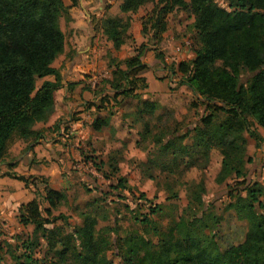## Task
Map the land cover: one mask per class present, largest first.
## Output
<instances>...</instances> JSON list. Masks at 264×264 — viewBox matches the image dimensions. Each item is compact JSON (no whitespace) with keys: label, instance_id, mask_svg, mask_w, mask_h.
I'll use <instances>...</instances> for the list:
<instances>
[{"label":"rangeland","instance_id":"374dc122","mask_svg":"<svg viewBox=\"0 0 264 264\" xmlns=\"http://www.w3.org/2000/svg\"><path fill=\"white\" fill-rule=\"evenodd\" d=\"M63 1L67 6L59 24L65 35V49L53 65L59 69L71 96L63 98L67 101L65 114L55 120L52 130L53 142L62 147L56 152L62 161L58 160L56 165L48 155L38 164L48 168L55 165L59 177L69 179L68 186L60 190L65 199L47 217L43 209L48 205L44 195L51 182L47 181L49 178L17 174L36 189L34 199L39 202L43 216L51 221L49 226L67 237L81 224V213H90L96 221L95 235L106 241L105 253L114 264H124L122 258L128 257L131 247L142 253L143 246L138 243L141 239L155 245L158 237L152 226L165 231L179 221L203 218L207 213L221 217L217 232L222 246L239 242L246 223L227 210V205L236 196L244 195L248 185L264 184V129L250 120L260 140L244 132L246 174L240 177L231 174L224 177L223 155L218 149H212L208 159L198 158L191 166L184 161L176 165L156 140V136L167 140L171 133H186L198 126L202 115L208 112L204 100L181 83L178 70L179 62L191 61L199 46L192 27L194 15L175 6L163 17L165 30L157 33L153 23L159 5L154 8L155 2L133 12H123L119 8L122 0ZM216 1L226 5L223 0ZM115 18L124 25L118 27L123 29L118 47L102 28L104 19ZM135 56L142 66L129 74L134 81L129 85L132 92L121 94L110 87L108 80L114 77L115 69L125 68V59ZM49 78L53 76L37 78L36 86ZM62 96L60 90L55 98L61 100ZM143 100L156 103V108L153 114L137 119ZM96 117L108 121L98 132L91 128ZM145 120L150 126V134L146 136L141 133ZM76 121L81 123L79 129L72 126ZM192 136L190 133L189 137ZM24 141L27 140L13 136L5 160L15 159ZM36 167L40 168L37 164ZM11 184L18 186V182ZM194 192L200 193L202 209L194 203ZM154 207L158 210L151 213ZM144 216L152 225L140 221ZM32 230V224L19 222V211L0 220L1 264L24 261V257L17 256L25 251L21 242L31 236ZM39 243L31 253V264H79L71 255L58 259L55 250L61 248L60 244L47 250L44 239L39 237Z\"/></svg>","mask_w":264,"mask_h":264},{"label":"trees","instance_id":"16d2710c","mask_svg":"<svg viewBox=\"0 0 264 264\" xmlns=\"http://www.w3.org/2000/svg\"><path fill=\"white\" fill-rule=\"evenodd\" d=\"M223 1L225 6L216 0H122L119 8L133 12L155 2L154 8L159 5L153 23L157 33L165 30L163 17L175 6L194 15L192 27L199 46L191 61L179 62L178 70L181 83L204 100L208 112L198 126L186 133H171L167 140L156 136V140L176 165L184 161L191 166L198 158L208 159L212 149H218L223 155L224 177H240L246 174L244 132L260 140L250 120L264 129V0ZM64 11L63 0H0V161L13 136L23 140L34 137V124L47 121L54 111L55 92L62 83L52 63L64 50L65 35L59 24ZM122 26L116 18L102 23L104 34L115 47L122 43L123 29H118ZM123 64L125 68L115 69L108 83L127 95L132 92L129 85L134 83L129 74L142 64L138 56L125 59ZM49 75L53 80L45 79L36 86L37 78ZM155 108L156 103L143 100L136 118L153 114ZM91 124L100 130L107 119L96 117ZM141 133L150 134L149 121H144ZM245 190L244 195L236 196L227 205V210L246 223L239 242L222 246L217 232L221 217L207 213L203 218L179 221L165 231L152 226L157 243L141 239L138 243L143 246L142 253L129 248L128 257L122 258L124 264H264V184L255 182ZM193 194L194 203L202 209L200 193ZM44 199L48 205L43 211L48 217L65 194L47 187ZM157 210L154 207L150 212ZM18 211L19 222L33 225L31 236L21 242L25 251L17 256L24 257L19 264H31L39 237L45 240L47 250L61 245L55 250L60 260L71 255L79 264H114L105 253L106 241L95 235L96 221L90 213L82 212L81 224L66 237L49 226L51 221L43 216L37 200L22 203ZM140 221L152 225L147 216ZM1 250L0 246V264Z\"/></svg>","mask_w":264,"mask_h":264},{"label":"crops","instance_id":"0c3cea01","mask_svg":"<svg viewBox=\"0 0 264 264\" xmlns=\"http://www.w3.org/2000/svg\"><path fill=\"white\" fill-rule=\"evenodd\" d=\"M52 66H54L53 63ZM48 80L53 79L49 78ZM61 82L62 84L56 90L55 95L61 90V92H63L62 99L57 100V98H55L54 111L48 120L34 124L33 129L36 130V135L32 138L26 139L27 141L20 143V150L15 153L17 154L15 159L12 161H7L8 159L5 160L4 156V158L0 161V220L2 221H4L5 218H7V216L12 212L15 214V211L19 210V206L22 203H26L35 198L34 193L36 192V189L33 187V185L30 182H26L15 177V175H33L34 177L38 175H44L45 177L49 178L47 179L48 182L49 180L51 181L48 184V188L56 190H61V188L68 186V182H70L68 178L59 177L60 172L55 165H52L51 168H48L43 164H38L43 157H48V155L51 158L53 157V163L56 165L58 160L62 161L61 157H58L59 154L56 153L57 149L62 147L58 142H53L54 137H52V130L55 120H58V118L65 114L64 111L67 107V101L64 99L69 95L71 96V94L66 91V87L63 85V80H61ZM78 123L79 122L77 121L73 122L72 126L79 129L81 127V123ZM91 128L96 132L102 129L96 130L92 127V124ZM79 131L80 130L75 131V133L77 134ZM68 141H71V139ZM24 148H26V150L21 152ZM36 164L39 165V169L36 167ZM11 182H18V186L13 187Z\"/></svg>","mask_w":264,"mask_h":264}]
</instances>
